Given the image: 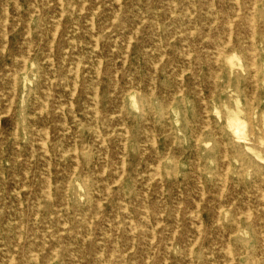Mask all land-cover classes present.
<instances>
[{"label":"rangeland","instance_id":"rangeland-1","mask_svg":"<svg viewBox=\"0 0 264 264\" xmlns=\"http://www.w3.org/2000/svg\"><path fill=\"white\" fill-rule=\"evenodd\" d=\"M0 111V264H264V0H0Z\"/></svg>","mask_w":264,"mask_h":264},{"label":"bare ground","instance_id":"bare-ground-1","mask_svg":"<svg viewBox=\"0 0 264 264\" xmlns=\"http://www.w3.org/2000/svg\"><path fill=\"white\" fill-rule=\"evenodd\" d=\"M237 1H239V0H237ZM34 3V2H33ZM63 3V2H62ZM36 5V4H35ZM239 5V4H238ZM62 7V6H61ZM75 7V6H74ZM63 8V7H62ZM253 9H254V7H253ZM57 10V9H56ZM81 11H83V10H81ZM41 13V12H40ZM53 13V12H52ZM62 15V14H61ZM94 17V16H93ZM92 18V17H91ZM236 18V17H235ZM41 19H42V17H41ZM93 20H94V18H93ZM234 20V19H233ZM252 21V20H251ZM253 22V21H252ZM94 23V22H93ZM254 24V23H253ZM95 25V24H94ZM231 25V24H230ZM229 25V26H230ZM30 26V25H29ZM59 26V25H58ZM61 26V25H60ZM255 26V25H254ZM232 28V27H231ZM252 28V27H251ZM252 30H253V28H252ZM256 30V29H255ZM230 32H231V30H230ZM233 32V31H232ZM254 33V32H253ZM57 34V31H56V33H55V35ZM31 36V35H30ZM57 36V35H56ZM55 36V37H56ZM93 36H94V34H93ZM256 36V35H255ZM5 37L7 38V36L5 35ZM54 37V36H53ZM254 38V37H253ZM50 39V38H49ZM230 39H232V36H231V38ZM253 42V41H252ZM255 42V41H254ZM229 44H230V42H228ZM53 45V44H52ZM254 45V44H253ZM128 46L129 45H127V48H128ZM47 47V46H46ZM97 47V46H96ZM220 47V46H219ZM26 49V48H25ZM127 50V49H126ZM254 51V50H253ZM126 54V53H125ZM219 55H221V54H219ZM188 56H190V55H188ZM191 57V56H190ZM217 57H219V56H217ZM219 59V58H218ZM218 59L216 60V61H218ZM254 59V58H253ZM256 59V58H255ZM102 60V59H101ZM55 61V60H54ZM188 61V60H187ZM219 62V61H218ZM217 64V63H216ZM252 64H254V63H252ZM255 65V64H254ZM78 67V66H77ZM253 67V66H252ZM77 69V68H76ZM156 69V68H155ZM11 70V69H10ZM53 72V71H52ZM79 72V71H78ZM184 72H185V70H184ZM257 72V71H256ZM14 74V73H13ZM51 74V73H50ZM15 75V74H14ZM17 75V74H16ZM182 75V74H181ZM14 77V76H13ZM78 77V76H77ZM16 78V77H15ZM50 78V77H49ZM79 79V78H78ZM116 79V78H115ZM254 79H255V77H254ZM257 81V80H256ZM14 84H16V82L14 83ZM69 85V84H68ZM75 85V84H74ZM52 86V85H51ZM258 87V86H257ZM46 90V89H45ZM76 90H78V88L76 89ZM72 95H74V93L72 94ZM92 95V94H91ZM254 95H255V93H254ZM63 96V95H62ZM14 97V96H13ZM74 97V96H73ZM11 98V97H10ZM49 98V97H48ZM58 98V97H57ZM11 100V99H10ZM95 102V101H94ZM253 102V101H252ZM66 104V103H65ZM68 104V103H67ZM65 107V106H64ZM11 108H13V107H11ZM9 109V108H8ZM69 110H71V109H69ZM1 112V111H0ZM11 113V112H10ZM94 114V113H93ZM96 114H98V113H96ZM207 115V114H206ZM252 115V114H251ZM252 117V116H251ZM97 119V118H96ZM98 121V120H97ZM233 121V120H232ZM234 122V121H233ZM238 122V121H237ZM71 128V127H70ZM231 129V128H230ZM48 132V131H47ZM99 132H101V131H99ZM32 136V135H31ZM74 136V135H73ZM9 137V136H8ZM47 137V136H46ZM30 138V137H29ZM49 139H50V136H49ZM156 139V138H155ZM37 141V140H36ZM18 142V141H17ZM38 142H40V141H38ZM77 143V142H76ZM106 143V142H105ZM154 143H155V141H154ZM17 144V143H16ZM43 147V146H42ZM124 147H126V145L124 146ZM47 149H48V147H47ZM105 151V150H104ZM227 151V150H226ZM77 152H78V150H77ZM46 153V152H45ZM69 153V152H68ZM76 153V152H75ZM120 153V152H119ZM47 154V153H46ZM49 154H50V152H49ZM227 154V153H226ZM21 156V155H20ZM78 156V155H77ZM226 158V157H225ZM29 159V158H28ZM76 160H79V159H76ZM263 160V159H262ZM123 163H124V161H123ZM125 164V163H124ZM159 164V163H158ZM50 166V165H49ZM76 166V165H75ZM157 166H159V165H157ZM228 166V165H227ZM44 167V166H43ZM75 168V170H76V168L77 167H74ZM106 168V167H105ZM200 169V168H199ZM3 170V169H2ZM106 170V169H105ZM51 171V170H50ZM104 172V171H103ZM102 172V173H103ZM124 172V171H123ZM50 174H51V172H50ZM73 174H75V173H73ZM124 174V173H123ZM228 174V173H227ZM122 175V174H121ZM121 175H120V177H121ZM155 176H156V174H155ZM154 176V177H155ZM199 176V175H198ZM5 177V176H4ZM22 177V176H21ZM161 177V176H160ZM201 178V177H200ZM63 179V178H62ZM103 179V178H102ZM120 179V178H119ZM226 179V178H225ZM23 180V179H22ZM227 180V179H226ZM30 181V180H29ZM50 181H51V179H50ZM120 181V180H119ZM151 182V181H150ZM224 182V181H223ZM52 184V183H51ZM116 184V183H115ZM227 184V183H226ZM69 185V184H68ZM69 187V186H68ZM203 187V186H202ZM49 188H51V187H49ZM103 189V188H102ZM16 190V189H15ZM50 190V189H49ZM109 190V189H108ZM108 190H106V191H108ZM204 190V189H203ZM224 190V189H223ZM8 191V190H7ZM222 193V192H221ZM20 194V193H19ZM18 194V195H19ZM145 194V193H144ZM147 194V193H146ZM221 195H223V193L221 194ZM20 196V195H19ZM204 196V195H203ZM22 197V196H21ZM221 198V197H220ZM99 204H101V203H99ZM6 205H8V203L6 204ZM127 205V204H126ZM200 205V204H199ZM24 206V205H23ZM69 206V205H68ZM198 206V205H197ZM200 207V206H199ZM127 208V207H126ZM24 210V209H23ZM250 210V209H249ZM35 211V210H34ZM23 213V212H22ZM149 214V213H148ZM193 214V213H192ZM177 215H178V213H177ZM162 216V215H161ZM195 216V215H194ZM146 217V216H145ZM37 218V217H36ZM147 218V217H146ZM179 218V217H178ZM251 218V217H250ZM133 221V220H132ZM22 222V221H21ZM193 222V221H192ZM195 222V221H194ZM4 223V222H3ZM194 224V223H193ZM155 225V224H154ZM160 225V224H159ZM196 225V224H195ZM65 226V225H64ZM157 226V225H156ZM177 226V225H176ZM197 226H198V224H197ZM257 226V225H256ZM23 226H21V228H22ZM193 227H195V226H193ZM200 227V226H199ZM203 228V227H202ZM24 229V228H23ZM134 229H136V228H134ZM150 230V229H149ZM176 230H178V229H176ZM107 231V230H106ZM112 231V230H111ZM118 232V231H117ZM176 233V232H175ZM175 233H174V235H175ZM100 236V235H99ZM154 236V235H153ZM202 236V235H201ZM220 237V236H219ZM155 238V237H154ZM198 239V238H197ZM214 239V238H213ZM19 240H20V238H19ZM155 240V239H154ZM230 240V239H229ZM197 241V240H196ZM151 243H152V240H151ZM17 244V243H16ZM111 244V243H110ZM196 244V243H195ZM36 246V245H35ZM231 245H229V247H230ZM151 247V246H150ZM16 249H17V247H16ZM97 249V248H96ZM133 249V248H132ZM152 249V248H151ZM156 249V248H155ZM192 251V250H191ZM190 251V252H191ZM264 251V250H263ZM55 252V251H54ZM101 252V251H100ZM182 252V251H181ZM232 252V251H231ZM230 252V253H231ZM56 253V252H55ZM74 253V252H73ZM192 253V252H191ZM155 254V253H154ZM167 254V253H166ZM104 255V254H103ZM232 255V254H231ZM112 256V255H111ZM170 256V255H169ZM191 256V255H190ZM13 257L14 256H12V258H11V260L13 261L14 259H13ZM150 257V256H149ZM38 258V257H37ZM192 259V258H191ZM86 260V259H85ZM192 260H194V259H192ZM233 260H234V258H233ZM12 261H10V262H12ZM106 261V260H105ZM104 261V262H105ZM147 262H148V260H147ZM234 262V261H233ZM106 263V262H105ZM139 263V262H138ZM167 263V262H166ZM165 263V264H166ZM194 263V262H193ZM7 264V263H6Z\"/></svg>","mask_w":264,"mask_h":264}]
</instances>
